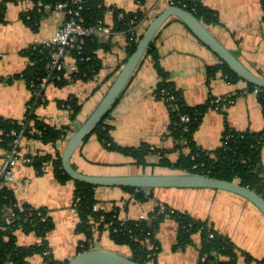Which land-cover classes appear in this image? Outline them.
Here are the masks:
<instances>
[{
	"label": "crops",
	"instance_id": "crops-1",
	"mask_svg": "<svg viewBox=\"0 0 264 264\" xmlns=\"http://www.w3.org/2000/svg\"><path fill=\"white\" fill-rule=\"evenodd\" d=\"M217 16L214 23L206 25L209 31L254 73L264 76V9L262 0H200ZM108 7L133 11L135 0H103ZM4 7L0 21V116L21 120L31 92L22 78L14 77L25 69L28 59L24 50L35 43L50 41L61 26L65 15L53 11L36 19L30 25L23 14L33 9L30 0H0ZM169 4L167 0H146L145 9L152 16L143 20L139 34L149 21ZM113 17L107 15L105 23L112 25ZM154 41V52L160 67L184 103L193 107L215 98L223 99L220 107H207L193 132V141L206 150L217 149L226 128L235 131L258 132L264 128L262 107L254 89L239 76L225 73L222 61L202 43L178 18L170 17ZM98 72L90 79L69 81L63 86L48 83L35 107L34 113L48 124L56 127L78 126L91 112L113 80L117 70L126 60V38L117 33L108 47L97 50ZM154 54L145 55L127 87L111 109L106 122L111 126L112 141L123 147L145 145L150 148L145 156L146 164L137 165L135 159L117 150L103 146L96 133H91L71 157L74 168L86 174H134L160 173L152 168L157 165L160 152L170 162L180 153L179 141L170 131V112L167 105L155 95L160 76L155 67ZM220 65L214 75L208 76L207 67ZM72 56L66 57L67 74L75 70ZM73 97L81 105L71 121L69 110L61 102ZM232 100V102H229ZM68 138V137H67ZM66 140L43 144L37 138L23 136L18 144L20 156L30 157L38 153L62 151ZM8 150L0 146V186L10 188L18 205L27 204L43 208L52 223L46 234L48 253L58 261H67L78 252L79 243L85 235L77 233V213L73 206V180L58 182L52 174L51 165L40 173L29 163L17 159L11 166L13 179L5 174ZM260 162L264 174V142ZM107 163V164H105ZM167 172V171H161ZM238 181V180H235ZM149 197L144 201L118 186H97L96 208L115 211L119 219H136L146 216L158 203L174 210L188 213L195 219L207 221L219 233L227 236L239 251L250 255L247 261L242 254L235 264L264 263V216L247 199L220 189L160 187L144 190ZM104 235L111 239L108 231ZM108 233V234H107ZM100 231L94 236L93 247L118 253L97 243ZM20 246L33 245L39 238L33 232L18 228L14 232ZM156 239L159 250L156 264H196L199 256L200 236L193 235L185 246L177 244V225L171 217L159 224ZM112 240V239H111ZM115 242V241H114ZM118 244V243H116ZM123 255L131 258L128 245ZM29 264H46L43 254H33Z\"/></svg>",
	"mask_w": 264,
	"mask_h": 264
},
{
	"label": "trees",
	"instance_id": "trees-1",
	"mask_svg": "<svg viewBox=\"0 0 264 264\" xmlns=\"http://www.w3.org/2000/svg\"><path fill=\"white\" fill-rule=\"evenodd\" d=\"M30 1L33 2L34 7L23 14V19L27 24L35 25L36 19L45 15L44 12L37 10L39 4H55L61 0ZM65 1L70 2L71 0ZM170 1H172L173 5L192 12L205 25L214 23L217 19L215 12L203 5L200 0ZM262 2L264 9V0ZM108 8H114L116 12L121 11L124 15L121 19H118L114 14L111 25L113 30L122 31L127 29L129 26L128 20L134 12L120 10L114 6L108 7L104 4L103 0H82V9L80 10L78 20L85 26L98 25L99 23L105 24ZM140 14L142 15L143 12L141 11ZM3 15L4 7L0 3V21L3 20ZM140 36L141 34L135 40H131L129 36L126 37L127 57L135 50ZM111 38L103 40L87 36L78 40L77 44L80 47L69 51V55L74 58L76 63L75 70L67 76L63 75L64 69L62 71H50L49 82L57 86H63L69 81L92 78L99 69L97 50L102 47H108ZM55 48V45L52 43L48 45L35 43L27 47L23 52L28 59V64L23 71L14 77L24 79L28 85L31 79H39L48 75L50 53ZM149 54H154V65L160 76V81L154 90L155 95L157 98H160L163 94L166 96V93L174 96L179 110L173 109L171 102L165 103L170 112L169 128L174 137L179 141L178 148L188 149V152L180 153L177 160L173 162L167 160L164 157V153L160 152L161 157L157 165L181 172H195L227 180H238L241 185L251 188L264 198V174L260 162L261 146L264 142V128L258 132L235 131L226 128L223 135L231 133L232 137L228 140L224 139V142L222 138V143L217 149L206 150L200 148L193 141L192 135L205 109L211 105L214 106L211 102L212 100L193 107L187 106L180 92L167 80L168 74L160 67L154 52V41L150 43L145 55ZM222 68L230 76H237L225 63H222ZM219 69H221L220 65L208 66L207 73L209 78ZM57 74L61 75L59 80L55 77ZM248 85L249 89H259L257 98L261 104L264 118V88L250 83ZM222 102L223 99L219 102V107ZM61 104L69 110L71 121H73L81 108L77 99L70 97L61 102ZM34 109L31 112L26 111L21 120H13L0 116V146L5 147L7 150L11 148L13 136L10 133L13 130L19 131L23 129V136L34 137L43 144H48L55 143L59 139L66 140L77 127H56L48 124L34 113ZM110 111L103 117L92 133L97 134L99 140L106 148L132 156L137 165H145L147 163L145 156L150 150L149 147L145 145L123 147L112 141L110 135L111 126L106 122ZM184 113L189 115V123L180 121V115ZM185 126L187 130H184ZM60 154L59 150H56L54 153H38L30 156L31 161L29 164L40 173L44 172L46 166L50 164L52 174L58 182L63 183L67 180H72L62 168ZM73 182L72 201L77 213L75 231L85 235V239L79 243L78 252L93 248L94 230L101 231L106 229L113 241L129 246L133 260L140 264H156V254L159 250L156 232L160 222L166 217V213L169 214L168 208L170 207L168 205L160 203L165 207L164 209H160V204L158 203L144 217L123 220L119 219L114 210L104 211L96 208L95 188L97 186L78 180H73ZM122 188L130 191L135 199L139 201H144L149 197L145 194L144 189ZM38 212H42V215L45 214L46 219L38 215ZM6 216L10 218L9 223L5 221ZM169 217L177 225L178 245L185 246L190 244L195 234L200 236L198 246L199 256L196 264H235L239 254H242L247 261L253 260L247 253L239 251L227 236L219 233L207 221L195 219L188 213L178 210H173L169 214ZM51 227L52 223L45 209L32 207L27 204L18 205L13 191L7 186H0V264H29L28 258L33 254H43L46 264H66V261L55 260L48 253L49 248L46 234ZM18 228H21L25 232L35 233L39 241L29 246L18 245L14 235L15 230ZM257 262V264H264L262 261Z\"/></svg>",
	"mask_w": 264,
	"mask_h": 264
},
{
	"label": "water",
	"instance_id": "water-1",
	"mask_svg": "<svg viewBox=\"0 0 264 264\" xmlns=\"http://www.w3.org/2000/svg\"><path fill=\"white\" fill-rule=\"evenodd\" d=\"M170 17L181 20L188 29L211 49L237 76L247 83L264 88V76L258 75L243 64L225 47L192 12L175 5H168L146 25L135 50L126 58L112 82L87 117L68 136L61 151V165L72 180L95 186H118L135 189L160 187L213 188L235 193L250 201L264 216V198L238 181L217 178L195 172L167 171L134 174H86L73 167L71 157L112 109L140 65L150 43L155 39ZM66 264H140L132 258L93 247L77 252Z\"/></svg>",
	"mask_w": 264,
	"mask_h": 264
},
{
	"label": "built area",
	"instance_id": "built-area-1",
	"mask_svg": "<svg viewBox=\"0 0 264 264\" xmlns=\"http://www.w3.org/2000/svg\"><path fill=\"white\" fill-rule=\"evenodd\" d=\"M145 1L146 0H135V9L133 10L134 14L128 20V28L122 31H114L110 25L101 24L98 25H89L85 26L79 22L78 16L80 10L82 9V0H71L70 2L61 0L56 2L55 4L45 3L39 4L37 10L40 12H44L45 14H50L53 11H62L65 15V19L63 20L61 26L56 31L54 37L50 41L42 42L46 45L52 43L55 45V49L50 53V63H49V74L45 77L39 79H31L28 83V88L31 92L29 101L27 103L26 109L31 112L33 108L36 107L39 98L42 97L44 90L46 89L49 82V75L52 71H62L64 69V76H67L66 70V57H69V51L75 48H79L80 45L77 44L78 40H81L83 37L91 36L98 39L107 40L110 37L115 36L117 33L122 34L125 38L129 36L132 40H135L139 35V27L140 24L145 20L146 17L152 16L151 11L145 9ZM169 5H173L172 1L167 0ZM143 12L141 15L140 12ZM116 15V18L121 19L124 15L121 11H115L114 8H108L106 11V15H111L112 17ZM88 59V58H87ZM51 71V72H50ZM57 80L61 78V75L55 76ZM259 91L258 88H254V92L257 94ZM164 93V91H163ZM164 96V94L160 97L164 103L171 102L173 109L176 111L179 110L178 104L175 102V98L173 95ZM221 101V98H215L211 102L212 104L219 108L218 104ZM232 102V100H229ZM180 121L183 123H189L190 117L187 114L180 115ZM184 130H187V127H184ZM13 136V140L11 143V148L8 149L7 152V161H6V169L5 174H7V179L12 180L14 175L11 166L14 162L19 159L25 163H29L31 161L30 157L20 156L18 151V144L23 137V129L19 131H11L10 133ZM232 137V134L223 135L224 139L228 140ZM163 205L160 206V209H164ZM169 214L173 212V208H168ZM169 214L166 213V217H169ZM38 215L43 216V219H46V215H42V212H38ZM5 221L7 223L10 222L9 216L5 217Z\"/></svg>",
	"mask_w": 264,
	"mask_h": 264
},
{
	"label": "rangeland",
	"instance_id": "rangeland-1",
	"mask_svg": "<svg viewBox=\"0 0 264 264\" xmlns=\"http://www.w3.org/2000/svg\"><path fill=\"white\" fill-rule=\"evenodd\" d=\"M105 164H107V163H105ZM151 170L152 171H160V172L161 171H176V170L170 169L168 167H162V168L155 167V168H152ZM96 189H97V187L95 188V190ZM160 206H161V204H160ZM97 232H99V230H94V232H93V240H94V236L96 235ZM100 233L101 234L98 236L99 239L97 240L98 244H100L104 248H111V249L117 251L120 254H124L125 252H127V248L125 246L118 245L113 240L106 238L105 237V235H106L105 233L106 232H104V230H101ZM92 244H94V242Z\"/></svg>",
	"mask_w": 264,
	"mask_h": 264
}]
</instances>
